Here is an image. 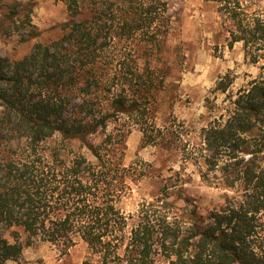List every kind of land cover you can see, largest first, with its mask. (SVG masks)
<instances>
[{"label": "trees", "instance_id": "16d2710c", "mask_svg": "<svg viewBox=\"0 0 264 264\" xmlns=\"http://www.w3.org/2000/svg\"><path fill=\"white\" fill-rule=\"evenodd\" d=\"M65 1L70 19L59 35L22 58L0 55V264L37 241L65 251L83 241L97 264H153L156 255L168 264H264V77L202 130L195 158L202 180L225 191L223 204L181 216L167 201L151 203L131 225L118 207L130 191L123 125H138L148 144L165 141L147 106L162 82L144 76L171 28L168 4ZM207 1L225 17L229 45L264 60V0L255 9ZM30 13L15 4L0 21L18 22L28 42L41 35Z\"/></svg>", "mask_w": 264, "mask_h": 264}, {"label": "rangeland", "instance_id": "374dc122", "mask_svg": "<svg viewBox=\"0 0 264 264\" xmlns=\"http://www.w3.org/2000/svg\"><path fill=\"white\" fill-rule=\"evenodd\" d=\"M165 1L171 28L159 55L152 58L155 70L144 76L152 77L155 84L162 82L147 106L154 108L153 119L165 132V141L161 146L148 144L138 125L127 120L123 125L129 131L122 163L129 169L130 191L118 207L130 217L131 225L142 207L151 203L167 201L168 208L181 216L193 210L205 213L223 204L225 191L202 180L205 168L195 158L202 146V130L227 114L241 89L264 77V60L252 62L242 42L229 45L227 22L217 4ZM248 2L253 9L263 6L262 0ZM15 4L30 6L32 23L41 35L22 42L18 22L5 21L2 26L0 21V55L11 59L22 58L35 43L59 35L58 25L70 19L65 0H0V18ZM222 80L230 82L226 92L217 89ZM98 260L83 241L67 251L37 241L9 264H97ZM153 264L168 263L156 255Z\"/></svg>", "mask_w": 264, "mask_h": 264}]
</instances>
